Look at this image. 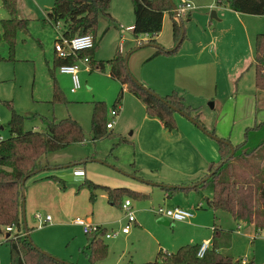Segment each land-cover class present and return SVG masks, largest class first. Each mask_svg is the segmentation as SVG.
<instances>
[{"label":"rangeland","instance_id":"374dc122","mask_svg":"<svg viewBox=\"0 0 264 264\" xmlns=\"http://www.w3.org/2000/svg\"><path fill=\"white\" fill-rule=\"evenodd\" d=\"M54 1L18 0L19 13L29 19V26L27 31L18 34L14 59L0 60L1 136L7 137L10 134L8 123L12 117V108L26 117L31 116L24 121L26 130L43 129V121L32 117L42 115L57 120L68 117L76 119L85 133L84 141L51 153L48 160L53 168L40 172V176H56L51 181L63 192L62 199L54 194L51 196L52 203H46L37 193L35 202L29 205L30 186L34 182L29 181L25 185L26 221L33 227L31 239L42 250L47 252L43 246L49 247L57 258L77 264H150L160 258V250L170 254L183 245L202 244L205 239L211 238L216 222L226 230H233L231 254L234 259L246 258L264 264L263 232L252 236V225L242 222L238 224L228 212L215 211L209 206L200 208L197 204V200L210 194V187L203 188L201 195L194 190L176 188L167 198L163 194L164 190L130 177L191 185L205 178L212 161L206 159L196 139L188 135L184 125L179 124V113L175 114L178 128L173 131L164 128L157 117L147 114L140 99L119 80L109 76L108 63L104 70H90L91 65L89 69L82 65L79 73L80 88L75 92L71 90L73 82L70 76L62 75L58 69L52 74L57 55L55 44L62 36L61 24L53 25L47 20V12ZM173 1L177 8L184 9L180 14L186 37L178 51L172 55L159 54L148 60L155 48L142 47L130 55L129 70L141 84L147 86L142 78L156 80L154 75L158 68L173 66L171 62L177 58L194 57L192 51H196L198 42L214 49V57L210 55L214 63L207 62L205 68L184 67L178 72L182 81L177 77L180 87H176V90L188 104L201 112V122L217 136L234 143V139L238 138L236 135H239V125L242 124L240 142L244 139L245 127L252 125L256 117L252 95L256 89L254 68L249 69V66L254 54L255 36L258 32H264V16L241 14V17H249L242 23L240 16L224 6V13L212 18L211 11L220 9L216 0ZM186 3H190L191 8H186ZM111 9L112 20L101 17L99 21V44L93 56L94 65L101 60L112 59L118 48L124 54L129 53L144 38L141 35L136 37L132 32L123 33L125 27L134 20L131 0H112ZM189 13L191 18L187 19ZM7 17L8 12L3 6V0H0V20ZM165 19L157 41L164 48L173 49L176 44L169 15ZM0 49L8 56L9 50L5 43ZM55 80L62 90V100L54 96ZM122 86L125 89L120 112L113 117L111 110ZM150 88L154 91L153 87ZM155 92L162 96L157 90ZM98 101H103L107 106L108 120L114 122V128L111 136L93 140L91 118ZM256 113L260 121L264 109ZM184 119L192 123L186 117ZM120 136L130 142L119 143ZM80 161L85 162L75 164ZM85 178L112 187L130 182L142 190H152L146 198H122V202L131 200L136 221L131 224L128 235L119 234L111 238L104 236V242L108 245L107 254L95 262L91 261L94 253L91 245L93 238H89L82 226L74 223V220L91 216L93 222L104 225L108 233L120 231L128 225V220L120 205L112 206L108 203L104 192L98 190L92 200L89 189L84 186ZM37 191H42L40 185H37ZM185 201L192 203V207L187 208L194 213L193 219L174 221L166 216H158L152 210L161 205L171 208L176 202L184 206ZM37 212L43 216L50 215L51 221L40 223L34 217ZM163 217L168 219L166 223L159 222ZM239 225L240 233L237 232ZM6 235L5 231L0 232V264H10V243Z\"/></svg>","mask_w":264,"mask_h":264},{"label":"trees","instance_id":"16d2710c","mask_svg":"<svg viewBox=\"0 0 264 264\" xmlns=\"http://www.w3.org/2000/svg\"><path fill=\"white\" fill-rule=\"evenodd\" d=\"M134 12L133 34L138 37L142 34L149 36L148 40L139 42L140 47L144 42L153 46L155 51L148 58L151 60L159 54L172 55L178 51L180 44L185 39V32L181 43L173 49L164 48L158 41L157 36L163 29L165 13H169L172 20V36L175 44L181 39L182 28L179 20L175 18L172 5L169 0H131ZM218 5L225 6L233 11L264 16V0H216ZM3 6L8 12V17L0 20V48L3 43L8 47L9 54L5 56L0 49V60H12L17 45V38L20 31H27L29 19L20 15L18 0H3ZM112 0H55L47 12V20L53 25L61 24L62 38L72 39L76 35L92 34L95 40L93 48L83 51L80 56L90 55V70L96 68L104 70L106 64L110 66V76L119 80L125 88L140 99L150 116L157 117L164 128L173 131L178 128L175 114H186L193 117L212 135L201 122V112L187 104L183 95L177 90L162 96V99L154 96L150 87L139 84L133 79V75L127 65V55L116 51L112 59L94 61L97 41V29L101 17L111 16ZM190 17V14L188 15ZM102 37V36H101ZM146 45V44H145ZM154 45H158L155 47ZM76 57L69 56L60 58L56 55L55 69L61 64H69L76 61ZM254 68L255 88L257 94L264 93V32L255 36L254 58L249 68ZM124 86L114 107L120 112V102L123 97ZM54 96L62 100V90L58 82H54ZM175 107L179 112H177ZM263 105L257 100L256 112L262 110ZM183 113V114H182ZM184 116V115H183ZM31 117V116H30ZM26 117L17 113L12 108V117L8 123L10 134L0 140V232L12 226L16 230V237L10 236L7 240L10 243V264H71L51 254H46L30 240L25 234L31 230L25 227L23 220V194L22 181L45 178L54 179L55 175L39 177L40 172H47L53 167L48 160L51 153L64 149L71 144L82 142L85 133L79 121L73 118L50 119L42 115H33L40 118L44 123L41 130H26L24 121ZM185 117V116H184ZM108 109L103 101H98L91 118L92 139L97 140L113 134L112 129L107 128ZM219 137V136H217ZM213 138V137H212ZM218 140L220 160L211 163L208 178L204 182H196L187 189H193L200 193L203 188L210 187V194L201 197L198 205L211 207L215 211H225L232 215L237 223L253 224L255 236L259 232L264 233V121L256 122L253 126L245 129L244 139L234 144V154L224 161L231 153V141L227 138ZM130 142L125 137H119V143ZM26 181V182H27ZM61 182V181H60ZM64 187V185H62ZM84 186L90 191V198L95 199L97 191L107 194L108 200L113 205L122 207V198L130 196L138 199L146 198L149 194L133 190L128 187H110L99 184L91 179L85 178ZM169 194H172L176 187L162 185ZM225 229L216 222L213 228L211 246L203 257L197 253L201 244H187L181 246L176 252L170 254L159 252L157 260L151 264H258L254 260H236L231 254H224L220 251L221 237ZM107 228L102 226L98 232L87 234L92 237L94 253L91 261L95 262L107 254L108 245L104 242Z\"/></svg>","mask_w":264,"mask_h":264},{"label":"crops","instance_id":"0c3cea01","mask_svg":"<svg viewBox=\"0 0 264 264\" xmlns=\"http://www.w3.org/2000/svg\"><path fill=\"white\" fill-rule=\"evenodd\" d=\"M217 3V2H216ZM218 5V4H217ZM218 8H220L219 10H217L216 12H217V15L219 14H223L224 13V11H223V6L222 5H218ZM224 8H227V7H225L224 6ZM112 10V9H111ZM231 10V9H230ZM233 11V10H232ZM221 12V13H220ZM237 16H240L239 17V19H240V21H242V23H244L246 20H248L249 19V17H241L242 15L241 14H245V13H240V12H236V11H233ZM190 14V13H189ZM188 14V15H189ZM167 15H169V24H170V26H171V32H172V20H171V16H170V14L169 13H165V16H164V25H165V21H166V19H165V17L167 16ZM187 15V19H190L191 18V14H190V17ZM220 15V16H221ZM111 16L113 17V15H112V12H111ZM254 16H260V15H254ZM176 18V17H175ZM115 19V18H114ZM115 20H117V19H115ZM163 25V26H164ZM122 26V25H121ZM129 26H134V20H132V24H130V25H127L126 27H125V29H124V32L123 33H125V32H132V31H128V30H126V28L127 27H129ZM133 33V32H132ZM259 33V32H258ZM160 34V33H159ZM141 36H143L144 38L142 39V41H146V40H148V38H149V36H147L146 34H142ZM159 36V35H158ZM157 36V37H158ZM145 46H149L148 44H146V45H144V46H142V47H145ZM142 47H140V45H139V42H138V46L136 47V48H134L132 51H130L129 53H133L134 51H136V50H138V49H140V48H142ZM197 49H196V51H192L194 54H193V56L194 57H186L185 59H175L176 61H173V62H171V65H173V66H168V68H158L157 70H156V72H155V77L154 78H157L156 80L157 81H159L160 82V84H159V82H156V80H151V78H147V79H144V78H142V81H143V83L145 84V85H150L151 87H153V89H154V92H155V90H157L158 91V93L159 94H161L162 96H164V95H166V94H168V93H170L169 91H173V90H176V87H180V85L178 84V80H180V81H182V79L179 77L180 75H178V72L180 71V70H182V69H184V67L185 68H188V67H190V68H193V67H195V68H198V67H203V68H205L207 65H208V63L207 62H209V61H211L212 63H214V60H210V55L211 56H213L214 57V54L212 53V52H214V49H210L209 47H206V45H203V42H198L197 43ZM208 48H209V50H208ZM121 52H122V50H121ZM123 53V52H122ZM129 53H127V54H129ZM130 54V55H131ZM191 56V55H190ZM130 57V56H129ZM192 58H194V59H192ZM253 58H254V54H253ZM253 58H252V61H253ZM129 60V59H128ZM207 63V64H206ZM85 67V66H84ZM250 69V68H249ZM62 75H68V76H70L69 74H64V73H61ZM109 76H110V73H109ZM187 76V75H186ZM111 77V76H110ZM177 77H178V80H177ZM188 78H191V76H187ZM70 78H71V76H70ZM112 78V77H111ZM150 79V80H149ZM254 79H255V73H254ZM149 86V87H150ZM172 89V90H171ZM253 95V104H254V110H255V120H254V122H253V124L252 125H248V126H246L245 127V129L247 128V127H249V126H253L256 122H261V121H264V120H262V119H264V116H262L261 115V120L260 121H258L257 120V113H256V105H257V100L259 101V104H261V105H263L264 106V93H261V94H257V91H256V89H255V91H254V94H252ZM204 96V95H203ZM207 97V96H206ZM186 101V100H185ZM187 103V102H186ZM188 104V103H187ZM190 105V104H189ZM264 109V108H263ZM262 109V110H263ZM179 116H178V120H179V124H182V125H184V128H186L187 129V132H188V135H190L191 137H193V138H195L196 139V141L199 143V145L201 146V149L204 151V153H205V156L207 157L206 159L208 160V161H212V163H217L219 160H220V153H219V145H218V142L215 140V139H209V135L207 136V134L205 133V132H203L200 128H198L197 127V125H195L194 123H189L187 120H185L184 118V116L183 115H181V114H178ZM191 122V121H190ZM249 124H251V122L249 123ZM163 125V124H162ZM208 129V128H207ZM241 129H242V124L241 125H239V135H236V136H238V138H235L234 139V143H232L233 145L234 144H237V143H239V140H241L242 139V136H241ZM176 130V129H175ZM244 132H245V130H244ZM211 137V136H210ZM212 138V137H211ZM221 138H223V137H221ZM238 141V142H237ZM241 142V141H240ZM88 159V158H87ZM95 159H91L90 161H94ZM87 161V160H86ZM85 161H80V162H75V164H80V163H84ZM67 167V166H66ZM209 170V169H208ZM46 172V171H45ZM208 172H206L205 173V175L207 174ZM157 173H155V175H156ZM47 175H49V174H47ZM51 175V174H50ZM54 175V174H53ZM46 176V174H43V176H40V175H38L37 176V178H39V177H45ZM129 176V175H128ZM80 177H84L83 175H81ZM131 178H135L136 180H138V181H144L145 183H147V184H149V185H151V186H153V187H157V188H160V189H162V190H164V196L165 197H167V198H169V196H171V194H169V192H167L165 189H163V187H162V185H167V186H169V187H176V188H178V189H184V190H186L187 188V186H189L190 184H187V185H185V184H182V185H178V183H176V184H169V183H164V182H156V181H154V180H148V181H145L144 179H141V178H138V177H135V176H130ZM52 179H50V178H45V179H40V180H34V179H31V180H28L27 182H29V181H31V182H34V184L33 185H31L30 186V191H29V195H30V202H29V205H32L34 202H35V200H36V194L37 193H39L40 194V196H41V199H42V201L43 202H46V203H48V202H50V203H52V201H51V196L52 195H54V194H56V195H58V196H60L61 197V199L63 198L62 196V194H63V192L61 193V189H59L55 184H53V182L51 181ZM27 182H26V184H27ZM127 182V181H126ZM97 183V182H96ZM128 184H126V185H121V186H113V187H128V188H131V189H133V190H137V191H140V192H144V193H149V192H152V190H150L149 188H145L144 190H142L139 186H135V185H133L132 183H130V182H127ZM184 183V182H183ZM25 184V185H26ZM99 184H101V183H99ZM192 184H194V183H192ZM190 185V186H193V185ZM37 185H40L41 187H42V191H37ZM105 185V184H104ZM109 186V185H108ZM110 187H112V186H110ZM188 190V189H187ZM190 190H193V189H190ZM195 191V190H194ZM196 192V191H195ZM105 195H106V197H107V200H108V196H107V194L105 193ZM198 202H199V200H197V204H198ZM108 203L109 204H111L110 202H109V200H108ZM183 203H185V205L183 206V205H180L179 203H177L176 202V204L173 206V207H175V206H181V207H184V208H186V209H189V208H191L192 206H190V205H192V203L191 202H189V203H187L186 201L185 202H183ZM26 204V203H25ZM46 205V204H45ZM112 206H113V204H112ZM162 206V205H161ZM186 206V207H185ZM173 207H171V208H173ZM187 207H189V208H187ZM132 208H133V204H132ZM155 208V207H154ZM203 208V207H202ZM191 210V209H190ZM25 211H26V209H25ZM38 213V212H37ZM36 214V213H35ZM35 214H34V217H35ZM194 218V217H193ZM193 218H191V219H193ZM88 219H90V220H93L92 219V217L91 216H89L88 217ZM75 223V222H74ZM237 223V222H236ZM214 224H215V222H214ZM239 224V223H238ZM250 225H252V227H253V235L252 236H255V228H254V225L253 224H250ZM102 226H104V225H102ZM25 227H30L29 225H28V223L26 224V226ZM105 227V226H104ZM30 228H32L33 229V227H30ZM106 228V227H105ZM223 228V227H222ZM240 228H241V225H239V227H238V229H237V232L238 233H240ZM31 229V230H32ZM224 229V228H223ZM31 230H29V231H26V233L25 234H29L30 236H31ZM16 232V231H15ZM107 232H108V230H107ZM233 230L231 231H229V230H224V232H223V235H222V237H221V240H220V242H221V247H220V251L222 252V253H224V254H231V249H232V244H233V239H234V237H233ZM17 233V232H16ZM16 233H14V234H16ZM122 234V233H121ZM124 235H128V234H124ZM7 236V235H6ZM212 236H213V230H212ZM212 236H211V238H208V239H205L204 241H207V240H210L211 241V239H212ZM203 241V242H204ZM35 243V242H34ZM36 244V243H35ZM41 250H42V248H41V246H39L38 244H36ZM44 247V249H46L47 250V252L49 253V254H51V255H53V256H55V257H58V256H56L54 253V251L51 249V248H49V247H45V246H43ZM161 251V250H160ZM159 251V252H160ZM58 255V254H57ZM232 255V254H231ZM233 256V255H232ZM157 260V259H156ZM155 260V261H156ZM244 261H249L250 259H246V258H244L243 259ZM63 261H65V262H68V263H71V264H77V263H75V262H73V261H66V260H63ZM154 261V262H155ZM151 263H153V262H150V264Z\"/></svg>","mask_w":264,"mask_h":264},{"label":"built area","instance_id":"2783aa9c","mask_svg":"<svg viewBox=\"0 0 264 264\" xmlns=\"http://www.w3.org/2000/svg\"><path fill=\"white\" fill-rule=\"evenodd\" d=\"M186 8H191L190 3H186ZM179 11H183V7L178 8ZM134 26H129L126 28L128 31H132ZM148 36V35H147ZM95 43L94 37L92 34H81L76 35L72 39H66L62 38V40H58V42L55 44V51L57 53V56L60 58H67L69 56L76 57V61L69 64H61L58 68L60 73L69 74L71 76L73 86L71 90L75 92L77 89L80 88V77L79 73L81 70V66H85L89 69L90 65V58L89 56H80V53L86 50H89L93 48ZM118 109L113 108L111 110V115L113 117L118 115ZM0 126H2V118L0 116ZM107 128L113 129L114 128V122L109 121L107 123ZM4 137L0 135V140H2ZM122 209L125 211V217L128 220V225L123 227L120 231H114L113 233H105V237L111 238L113 236H117L119 234H129L131 231V224L136 221L135 212L132 208V202L130 199H126L122 204ZM153 212L158 216H166L170 220L174 221H185L190 220L194 217V213L190 209H186L181 206H175L173 208H165L164 206H158L156 208L152 209ZM35 218L40 221V223L51 221V216L46 215L43 216L41 213H36ZM74 222L80 226H82L83 231L85 234H92L99 231V229L102 227L100 224H96L93 222V220L90 219H84V218H77L74 220ZM7 233H10V236L16 237L15 228L12 226H9L6 228ZM211 241L207 240L204 241L198 250V257H203L206 253V251L210 248ZM164 264V263H163Z\"/></svg>","mask_w":264,"mask_h":264},{"label":"water","instance_id":"95a60500","mask_svg":"<svg viewBox=\"0 0 264 264\" xmlns=\"http://www.w3.org/2000/svg\"><path fill=\"white\" fill-rule=\"evenodd\" d=\"M169 2L171 3V5H172V9H173V11H174V14H175V17L179 20V23H180V26H181V28H182V36H181V39L178 41V43L176 44V46L175 47H177L180 43H181V41H182V39H183V34H184V28H183V20H182V17H181V14H180V11H179V9L177 8V6H176V4H175V2L173 1V0H169ZM211 17L212 18H217V12L215 11V10H212L211 11ZM155 47H157L158 45H154ZM130 54L131 53H129L128 55H127V65H128V59H129V56H130ZM133 79H134V81H136L137 83H139V84H141L134 76H133ZM154 96H156L157 98H159V99H162L163 100V97L162 96H160V95H158L156 92H154V91H150ZM174 109H176L175 107H173ZM177 110V109H176ZM177 112H179L178 110H177ZM183 114V113H182ZM188 120H190L192 123H194L195 125H197L203 132H205L207 135H209V136H211V137H213V139H215L216 141H218V140H222V139H220L219 137H217V136H214V135H212L210 132H208L206 129H205V127H203L202 125H200V123L199 122H197L193 117H191V116H189V115H186V114H183ZM231 153H230V155L224 160V161H222L220 164H223L226 160H228L229 158H231L232 156H233V154H234V147H233V144H231ZM210 168H211V166H210ZM208 178V176L207 177H205L203 180H201V182H204L206 179ZM26 181H27V177H25L24 179H23V181H22V194H23V220H24V224H25V226H26V224H27V221H26V212H25V184H26ZM167 218L166 217H163V218H161L160 220H159V222H162V223H166L167 222ZM27 235L30 237V235L27 233ZM8 237H10V233H7V238ZM30 240H32L31 239V237H30ZM41 251H43V252H45L46 254H49L48 252H46V251H44V250H41Z\"/></svg>","mask_w":264,"mask_h":264}]
</instances>
